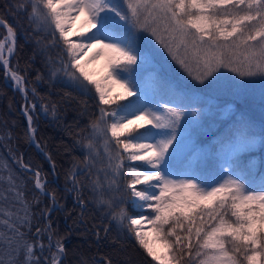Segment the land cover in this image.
I'll return each instance as SVG.
<instances>
[{
  "label": "snow or ice",
  "instance_id": "6c2138e0",
  "mask_svg": "<svg viewBox=\"0 0 264 264\" xmlns=\"http://www.w3.org/2000/svg\"><path fill=\"white\" fill-rule=\"evenodd\" d=\"M29 8L30 24L49 33L54 45L62 41L58 59H49L51 76L63 73L94 89L98 103L106 106L90 123L91 135L82 138L88 150L82 163L89 175L100 157L96 140L103 139L106 162L88 184L97 203L156 264H264V162L242 159L264 146V134L241 117L214 133L213 142L198 144L195 137L211 109L159 77L145 81L152 57L140 44L141 33L151 37L199 84L228 79L225 72L243 80L264 79V0H21L16 5L18 12ZM6 27L0 40L5 66V51L11 55L16 44L14 29ZM86 33L91 35L71 39ZM101 59L106 87L87 70ZM11 78L17 85L23 81L16 72ZM129 97L135 99L118 103ZM29 111L25 108L34 139ZM35 175L36 187L43 190L40 173ZM71 178L79 197L80 181L75 173ZM10 190L17 198L23 195L15 186ZM117 200L120 205L130 201L138 216L123 207L115 211ZM78 202L83 206L82 199ZM23 212L0 220L6 229L0 231V264H61L65 248L61 239L53 245L51 224L37 227L36 239H29L27 204ZM145 222L151 225L147 231ZM45 232L50 258L44 256Z\"/></svg>",
  "mask_w": 264,
  "mask_h": 264
},
{
  "label": "trees",
  "instance_id": "16d2710c",
  "mask_svg": "<svg viewBox=\"0 0 264 264\" xmlns=\"http://www.w3.org/2000/svg\"><path fill=\"white\" fill-rule=\"evenodd\" d=\"M20 2L0 0V19L15 31L16 49L10 68L23 77L29 97L26 100L19 91L13 90L12 82L0 64V209L3 210L0 220H14L17 214L23 216L27 204L32 227L31 232L27 228L22 231L35 240L36 228H47L50 223L53 245L61 239L65 248L61 264H156L135 237L112 219L110 210L97 203V193L88 186L106 158L103 139L98 137L96 147L100 157L96 158V167L89 175L82 163L88 152L82 138L91 135L90 123L105 106L98 103L94 89L86 90L63 73L54 78L51 76L49 59H58L62 41L54 45L49 33L37 31L28 19L30 8L17 11L16 5ZM5 34L0 26V40ZM29 102L36 105L35 114L31 115L39 148L31 144L27 121L21 113L24 104L29 108ZM22 160L40 173L44 189L55 196V201L36 190L35 175L21 166ZM72 173L80 181L79 197L73 189ZM99 177L103 184V172ZM13 186L22 192L21 198L10 190ZM106 188L104 184L108 198L111 194ZM78 199L84 201L83 206ZM117 205H120L119 200L114 202L115 211L123 207L129 215L138 216L130 201ZM46 209L49 211L45 212ZM6 213H11V218ZM0 231H6L2 224ZM42 243L45 245L44 256L50 258L47 232L42 236ZM35 252L40 255L39 248ZM52 252H55L54 246Z\"/></svg>",
  "mask_w": 264,
  "mask_h": 264
},
{
  "label": "rangeland",
  "instance_id": "374dc122",
  "mask_svg": "<svg viewBox=\"0 0 264 264\" xmlns=\"http://www.w3.org/2000/svg\"><path fill=\"white\" fill-rule=\"evenodd\" d=\"M87 35H91V33H86L84 37L73 35L71 39L80 41L85 39ZM140 37L141 46L152 57L147 71L143 74L145 81H149L154 76L159 77L166 81L171 89L180 94L193 97L206 110L211 109V115L207 117L206 122L203 123V128L195 137L198 144L203 142L202 146H206L213 142L215 139L214 133L218 132L222 126L227 127L233 120L241 117L249 120L257 132L264 134V79L243 80L230 72H225L224 77L228 79L221 78L215 83L206 81L205 84H199L188 76L155 40L143 33L140 34ZM5 48H7V45H5ZM7 54L5 51V57ZM104 65L105 61L101 59L97 63L88 66L87 70L90 73H95L94 79L101 80L102 86L106 87L107 85L103 84L106 77ZM21 85H23V82ZM115 90L117 93L122 91L118 86H115ZM134 99L135 97H129L128 100H122L118 103L126 104ZM4 128H6V125H4ZM253 157L258 164L264 162V146L258 147L252 153L244 154L242 159L247 161ZM33 179L35 181V177ZM150 228L151 225L145 222V231ZM156 249L160 253L164 251L162 245H156ZM181 264H184V262H181Z\"/></svg>",
  "mask_w": 264,
  "mask_h": 264
},
{
  "label": "water",
  "instance_id": "95a60500",
  "mask_svg": "<svg viewBox=\"0 0 264 264\" xmlns=\"http://www.w3.org/2000/svg\"><path fill=\"white\" fill-rule=\"evenodd\" d=\"M1 20V19H0ZM3 21V20H2ZM4 22V21H3ZM1 27H3L4 29H5V32H6V34H7V27L6 26H8L5 22H4V24L3 25H0ZM9 27V26H8ZM15 49H16V44H15V48H14V51H13V53L11 54V55H9V54H7L6 55V57H5V59H7L8 60V64L5 66L4 65V63H3V61H0L1 62V66L3 67V69L5 70V72H6V74H7V76L11 79V81L13 82V89L14 90H19L20 91V93L22 94V96L23 97H25V89H24V87H22L21 85H17V83H16V81L15 80H13L12 78H11V73H12V70L10 69V67H9V64H10V61H11V59H12V57H13V55H14V53H15ZM21 113L24 115V117L26 118V120H27V126H28V133H29V136H30V139H31V144H34L35 146H37L38 147V144L35 142V138L33 139V133H32V130L29 128V121H28V116H26L25 115V107H23L22 108V110H21ZM30 115V114H29ZM32 123H33V119H32ZM32 129H33V127H32ZM21 164H24L23 163V160H22V162H21ZM24 168V167H23ZM26 171H28V172H30V173H37V171L35 170V169H32V168H24ZM36 180H37V177H36V175H35V188L42 194V195H44V196H47V197H49L50 199H53V197H52V195L50 194V193H48L44 188H43V190H41L40 188H37L36 187ZM39 180H40V176H39ZM41 182V181H40ZM42 184H44L43 182H41ZM56 207H57V204H56Z\"/></svg>",
  "mask_w": 264,
  "mask_h": 264
},
{
  "label": "bare ground",
  "instance_id": "6f19581e",
  "mask_svg": "<svg viewBox=\"0 0 264 264\" xmlns=\"http://www.w3.org/2000/svg\"><path fill=\"white\" fill-rule=\"evenodd\" d=\"M82 19H83V18H81V20H82ZM80 23H81V21H77V22H76V28L79 27Z\"/></svg>",
  "mask_w": 264,
  "mask_h": 264
}]
</instances>
